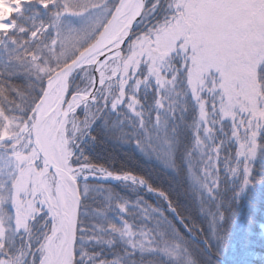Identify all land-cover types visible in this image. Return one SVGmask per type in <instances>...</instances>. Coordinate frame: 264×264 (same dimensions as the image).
Masks as SVG:
<instances>
[{"label":"snow or ice","instance_id":"1","mask_svg":"<svg viewBox=\"0 0 264 264\" xmlns=\"http://www.w3.org/2000/svg\"><path fill=\"white\" fill-rule=\"evenodd\" d=\"M242 214L264 0H0V264H264Z\"/></svg>","mask_w":264,"mask_h":264},{"label":"trees","instance_id":"2","mask_svg":"<svg viewBox=\"0 0 264 264\" xmlns=\"http://www.w3.org/2000/svg\"><path fill=\"white\" fill-rule=\"evenodd\" d=\"M132 155V153L130 154ZM139 159V157H136ZM244 216L243 214L240 217V224L236 228L237 232V246H238V254L236 257H233L231 253H229L228 259L231 261L233 259H243V253L248 244H251L257 252L264 251V238H262L261 234L258 231H254L252 234H249L247 237L245 233H247L246 225L243 223ZM248 234V233H247Z\"/></svg>","mask_w":264,"mask_h":264},{"label":"rangeland","instance_id":"3","mask_svg":"<svg viewBox=\"0 0 264 264\" xmlns=\"http://www.w3.org/2000/svg\"><path fill=\"white\" fill-rule=\"evenodd\" d=\"M129 154H131V150H129ZM249 234L245 233V236L247 237Z\"/></svg>","mask_w":264,"mask_h":264}]
</instances>
